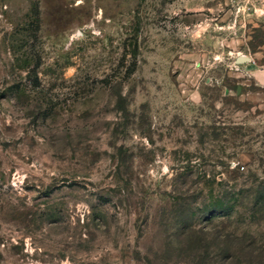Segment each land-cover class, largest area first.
<instances>
[{"label":"rangeland","instance_id":"rangeland-1","mask_svg":"<svg viewBox=\"0 0 264 264\" xmlns=\"http://www.w3.org/2000/svg\"><path fill=\"white\" fill-rule=\"evenodd\" d=\"M0 264H264V0H0Z\"/></svg>","mask_w":264,"mask_h":264},{"label":"water","instance_id":"water-1","mask_svg":"<svg viewBox=\"0 0 264 264\" xmlns=\"http://www.w3.org/2000/svg\"><path fill=\"white\" fill-rule=\"evenodd\" d=\"M248 60L247 57H239L238 62H246Z\"/></svg>","mask_w":264,"mask_h":264}]
</instances>
